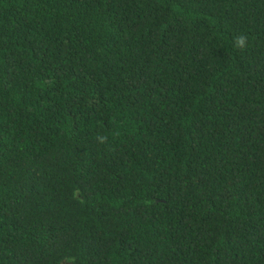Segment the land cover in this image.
I'll list each match as a JSON object with an SVG mask.
<instances>
[{
  "label": "trees",
  "instance_id": "trees-1",
  "mask_svg": "<svg viewBox=\"0 0 264 264\" xmlns=\"http://www.w3.org/2000/svg\"><path fill=\"white\" fill-rule=\"evenodd\" d=\"M0 264H264V0H0Z\"/></svg>",
  "mask_w": 264,
  "mask_h": 264
},
{
  "label": "clouds",
  "instance_id": "clouds-1",
  "mask_svg": "<svg viewBox=\"0 0 264 264\" xmlns=\"http://www.w3.org/2000/svg\"><path fill=\"white\" fill-rule=\"evenodd\" d=\"M240 43H241V45H243V40L242 39H241Z\"/></svg>",
  "mask_w": 264,
  "mask_h": 264
}]
</instances>
